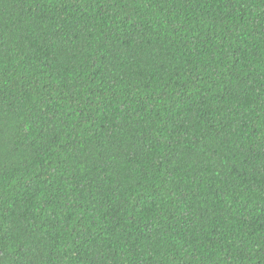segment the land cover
Wrapping results in <instances>:
<instances>
[{"label":"trees","instance_id":"obj_1","mask_svg":"<svg viewBox=\"0 0 264 264\" xmlns=\"http://www.w3.org/2000/svg\"><path fill=\"white\" fill-rule=\"evenodd\" d=\"M0 264H264V0H0Z\"/></svg>","mask_w":264,"mask_h":264}]
</instances>
